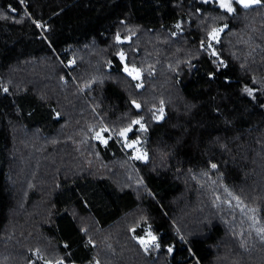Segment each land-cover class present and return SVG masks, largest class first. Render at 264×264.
Masks as SVG:
<instances>
[{
  "label": "trees",
  "instance_id": "trees-1",
  "mask_svg": "<svg viewBox=\"0 0 264 264\" xmlns=\"http://www.w3.org/2000/svg\"><path fill=\"white\" fill-rule=\"evenodd\" d=\"M44 259L264 264V0H0V264Z\"/></svg>",
  "mask_w": 264,
  "mask_h": 264
},
{
  "label": "rangeland",
  "instance_id": "rangeland-1",
  "mask_svg": "<svg viewBox=\"0 0 264 264\" xmlns=\"http://www.w3.org/2000/svg\"><path fill=\"white\" fill-rule=\"evenodd\" d=\"M203 1H210V2H214V4H217L219 6L221 5V0H203ZM226 2H227V0H226ZM236 4H237L236 0H231V6L233 8V11L235 10V5ZM223 9H225V8H223ZM224 28L225 27L222 26L220 28H217V29L213 30V32L211 33V39L214 42H218V39H219V37H220V35H221V33H222ZM129 40H130V38H123V37L119 38L120 42H126V41H129ZM119 57H120V61H122L123 65H124V70L126 68L128 69V71H125L126 74L132 76L133 78L138 80V82H141V79H142L141 70H139L138 68H135V67L130 66V65L127 64L126 51L125 52L121 51L119 53ZM72 59H74V58H72ZM163 116H164V112H161L159 114L158 118L159 119L163 118ZM143 128H144V126L142 125V122L139 121V123H136V125L131 126L130 128L128 127V129H130V131H126V132H125V130L122 131V132H125V134L124 135L120 134V139L119 140H120V143L123 145V147L126 150H129V152L132 153L134 156H136V157H138V158H140L142 160H145L147 158V154L145 153V149L143 148V146L141 144L140 136H138L137 133H136L137 131H139V130H141ZM97 135H99L101 138L97 139ZM94 137H95L96 140L101 141L102 144L109 146L108 137L104 134L103 131L97 132ZM104 141H106V143ZM129 145H132V146L129 147ZM152 237H155V240H153ZM138 240L143 245L144 248H149L150 246H153V245L157 244V236L151 230L148 231V234L146 236L140 237V238H138ZM141 241H143V243ZM43 262H44V264H53V263L49 262L46 259H44ZM73 264H80V263L79 262H74ZM87 264H100V263H99L98 260H94L93 262H90V263H87Z\"/></svg>",
  "mask_w": 264,
  "mask_h": 264
},
{
  "label": "snow or ice",
  "instance_id": "snow-or-ice-1",
  "mask_svg": "<svg viewBox=\"0 0 264 264\" xmlns=\"http://www.w3.org/2000/svg\"><path fill=\"white\" fill-rule=\"evenodd\" d=\"M19 2L21 4H23L24 3V0H19ZM236 3H238L240 5H243V7L247 8V7H250L251 4H253V3H259V0H236ZM220 6L223 7V8H225L229 12L233 11V8L231 6V0H227V2H226V0H221V5ZM9 7H11V6H9ZM11 10L13 12L16 11V9H14V8H12ZM125 71H128V69L126 68ZM245 91H249V90L248 89H245ZM137 107H139V105H137ZM135 123H139V121H136ZM126 131H130V129L125 130V132ZM125 132H121L120 134L121 135H124ZM100 138L101 137L99 135H97V139H100ZM104 142L106 143V141H104ZM131 146L132 145H129V147H131ZM212 167H216V165H212ZM152 239L155 240V237H152ZM141 242L143 243V241H141Z\"/></svg>",
  "mask_w": 264,
  "mask_h": 264
},
{
  "label": "water",
  "instance_id": "water-1",
  "mask_svg": "<svg viewBox=\"0 0 264 264\" xmlns=\"http://www.w3.org/2000/svg\"><path fill=\"white\" fill-rule=\"evenodd\" d=\"M133 104L138 112L142 111L143 107L138 101H135ZM137 105H139V107H137Z\"/></svg>",
  "mask_w": 264,
  "mask_h": 264
},
{
  "label": "built area",
  "instance_id": "built-area-1",
  "mask_svg": "<svg viewBox=\"0 0 264 264\" xmlns=\"http://www.w3.org/2000/svg\"><path fill=\"white\" fill-rule=\"evenodd\" d=\"M75 60L74 59H72V58H70L67 62H65L68 66H71V65H73V64H75V62H74Z\"/></svg>",
  "mask_w": 264,
  "mask_h": 264
}]
</instances>
